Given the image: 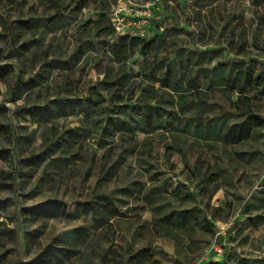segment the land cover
Listing matches in <instances>:
<instances>
[{"label":"rangeland","instance_id":"1","mask_svg":"<svg viewBox=\"0 0 264 264\" xmlns=\"http://www.w3.org/2000/svg\"><path fill=\"white\" fill-rule=\"evenodd\" d=\"M80 2L87 6L79 9ZM149 2L146 36L163 33L161 45L147 54L139 45L115 47L119 36L106 32L100 15L123 8L136 17ZM185 60L186 74L174 86L187 91L197 76L198 90L186 93L199 105L182 113L158 83L150 93L176 120L217 119L205 139L181 123L101 138L82 116L35 121L29 113L56 97H85L103 79L115 82L109 96L139 95L168 62ZM0 67V149L10 154L0 159V264H116L126 247L147 249L144 264H264V81L242 87L243 80L232 86L218 77L246 68L264 74V0H0ZM249 115L253 131L234 142L230 124ZM81 125L64 162L27 164L45 139ZM111 191L118 193L110 226L62 208L52 216L30 212L47 200L60 207L96 203L98 193ZM230 219L218 237L223 254L207 256L215 225Z\"/></svg>","mask_w":264,"mask_h":264},{"label":"trees","instance_id":"2","mask_svg":"<svg viewBox=\"0 0 264 264\" xmlns=\"http://www.w3.org/2000/svg\"><path fill=\"white\" fill-rule=\"evenodd\" d=\"M86 6V2H80L78 7L79 9H82ZM99 18L100 19L97 20L98 22H101L104 18L107 19L109 26L105 30L110 34H113L114 28L109 20V16L101 14ZM97 21H95V23ZM118 36L119 41L114 44L115 47L127 49L139 45L142 53L147 54L161 45L163 42V39L161 38L164 37V34L162 33L160 37H157L156 34L151 37L127 35ZM186 61L187 60L182 61L181 63L168 62L166 64V71H161V77L151 80L145 88L141 89L139 95H130L128 92H122L121 94L116 95V97H114V95L109 96V94L107 95V91H109L108 85L111 83L114 84L115 82L103 79L91 83L86 91L85 97L80 99L70 98L68 96L56 97L51 99L47 105L33 107L29 113L35 121L45 119L46 116L55 114L60 116H82V121L89 125L93 124L95 128L101 132V138L105 135V137L114 138L116 136V132L121 131L123 128L132 132L138 130L144 133H151L156 130L167 129L168 127L171 128V130H176L181 123L182 131L191 130L199 139H205L207 135L214 133L217 125L219 124L217 119L205 120L202 115H199L197 118L195 116L187 117L184 121L176 120L172 117V113L168 112V115L163 113L164 108L161 107L159 100L155 97V95H151L150 93L156 92L157 88L154 87V84L158 83L159 86L169 90V99H167V101L169 100L172 106H178L182 113L186 112L185 107L192 108L193 105H199L200 102L197 98H190L186 93L187 91L195 92L198 90V87L194 85L197 80V76L190 78L191 83L186 89L187 91H182V89H178L174 86V82H180L186 74ZM45 66L47 67V65H42V72L47 71ZM3 72H5L4 67H0V73L3 74ZM214 72H216V70ZM42 77L47 78L48 75L43 74ZM218 77L221 79L220 84H222L223 79L226 82H231L232 86L235 85L234 83L236 80H243L244 84L242 87L247 86V83H255L258 85L259 82L264 81V74H258L255 76L248 68L242 70V72L237 75H225L218 73ZM27 83L28 82H24L23 85H26ZM15 84L18 88H21L17 82ZM173 91L176 96L173 95L174 93H171ZM103 92L106 93V95ZM37 115L39 118L36 117ZM253 118L255 119V117L249 115L244 121L233 122L230 124L229 130L234 131L232 136L234 142L247 138L253 131L255 124ZM220 124L222 125L223 123L221 122ZM108 132L110 135H108ZM81 134H83L82 125L77 126L74 129H67L61 135H56L54 138H51L49 143L47 142L48 139H45L44 147L45 145L46 147L40 152L31 153L30 156H28L27 164H34L35 166H42L44 164L45 168L48 163L60 164L61 162H64L67 158V147L78 144ZM54 145H56V147H54ZM2 152L3 150L0 149V159L10 157L9 151L5 150V152H8V154L5 153V155ZM17 160L22 159L17 158ZM117 193L118 192L114 191L109 193L100 192L97 194L98 202L96 203L94 201H83L76 203L75 206L70 205L67 207L65 204L60 207V204L57 201L47 200L34 205V207L30 209V212H33V214L37 213L52 216L54 214L52 210L62 208L63 212H66L69 216L74 214L76 216L86 214L96 215L98 218H104V223H106L107 226H110V224L108 225L109 220L114 215L108 214V211L113 210L111 204L113 203ZM211 224V222H206L207 227ZM163 230L164 234L167 236L174 235L173 231L167 226H164ZM215 231L216 225L214 234ZM147 253L148 251L145 248L135 250L133 247H126L123 248L121 252H117L116 257L114 258L116 264H144Z\"/></svg>","mask_w":264,"mask_h":264},{"label":"built area","instance_id":"3","mask_svg":"<svg viewBox=\"0 0 264 264\" xmlns=\"http://www.w3.org/2000/svg\"><path fill=\"white\" fill-rule=\"evenodd\" d=\"M151 3H146L145 8L137 12L136 17H131L124 13L123 8H116L109 13V20L114 28L112 35H127V36H146L145 24L147 23V18L150 15ZM233 225V219H230L224 223L222 227L216 226V231L214 238L209 244L207 249V256H221L223 254L224 245L223 242L218 237H222L225 231Z\"/></svg>","mask_w":264,"mask_h":264}]
</instances>
